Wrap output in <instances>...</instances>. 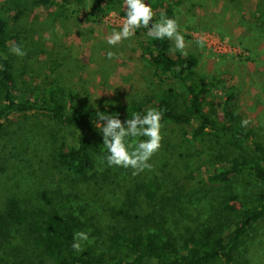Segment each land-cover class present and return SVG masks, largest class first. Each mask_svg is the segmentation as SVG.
Segmentation results:
<instances>
[{"label": "trees", "instance_id": "16d2710c", "mask_svg": "<svg viewBox=\"0 0 264 264\" xmlns=\"http://www.w3.org/2000/svg\"><path fill=\"white\" fill-rule=\"evenodd\" d=\"M4 2L10 8L20 4L22 7H19L18 12L24 18L31 17V11L40 8L48 10L50 16L60 22L77 16H88L89 21L92 18L94 22L107 7H124V0ZM146 2L151 4L156 13L154 21L159 19L161 12L173 17L170 11L165 10L169 1ZM175 3L178 8L184 2L177 0ZM246 5L241 12L232 13L228 22L232 24V29L234 25L244 31L242 39L237 40L239 45L254 35L256 43L259 42L258 57L263 60L264 0H253V3L246 2ZM139 31L147 39L144 60L151 68L150 73L142 72L140 78L145 82L153 79L158 83L170 80L175 82L174 86L147 94L138 103L125 107L90 100L84 102V96L78 92H72L64 98L63 89L57 85L45 87V94L38 90L33 92V96L27 97L17 93L13 72L15 54L10 51L15 35L0 12V141L15 134L4 130L5 122L10 125L12 116L46 115L52 125H35V145L44 152L47 157L45 164L48 169L55 171L57 178L54 182L50 171H45L44 177L50 176L53 183L47 189H31L34 190L37 203L32 199L28 206L22 208L11 196L8 198V201L11 200L8 213H0V248L5 244L12 248L8 264H140L145 260L154 264H248L239 259L238 254L249 230L264 219V142L250 126H240L241 120L245 118L235 111L236 99L232 93H226L221 103L222 119L216 113L211 115V112H206V98L214 85L207 76L198 72L197 56L190 53L184 56L178 52L172 56L170 49L173 48V41L154 40L147 36L146 29H138L136 34ZM149 107L163 112L162 125L183 128V137L191 148L196 143L206 148H192L193 151H187L186 155L182 153L181 157L185 155V159L191 157L197 162L216 157L221 159L228 147L240 149L236 157L226 159L227 155L224 156L225 166L206 172L204 181H201V189H207L202 195L206 205L202 207L201 215H209L194 228L185 226L181 235L174 233L176 228L173 224L177 222L169 221L164 211L163 215L160 214L162 217L156 219L153 217L155 211L141 214L136 213V210L131 211L126 205L119 204L117 207L106 203L104 208L108 221L101 224L97 219L103 208L96 206L101 200L99 196H104L106 183L111 185L116 181L110 173L114 166L111 168L103 159L107 150L103 147L96 112L99 110L113 116L118 113L119 118L126 121L133 112L143 114ZM212 112H216L213 107ZM221 138H226L228 144L210 149L209 152L206 141H218ZM24 139L26 145L30 143L27 146L32 147L30 141L33 138ZM163 145L168 149L172 143L163 142ZM203 154L207 157L203 158ZM183 162L185 169H191L187 160ZM29 168L32 169L31 166ZM100 175L103 181L99 179ZM242 178L263 184L252 203H243V207L239 205L242 197L237 191H245L241 185ZM125 184L123 187L119 185V188L130 189ZM156 185L160 189L159 183ZM137 188L147 189L146 197L153 199V184L147 183ZM85 225L90 226L88 229L93 238L96 235L98 238L91 243L84 242V250L78 253L72 248L73 237L76 232L83 231ZM17 238L20 242L14 245L11 241Z\"/></svg>", "mask_w": 264, "mask_h": 264}, {"label": "rangeland", "instance_id": "374dc122", "mask_svg": "<svg viewBox=\"0 0 264 264\" xmlns=\"http://www.w3.org/2000/svg\"><path fill=\"white\" fill-rule=\"evenodd\" d=\"M226 2L228 3V0ZM19 7L20 4L10 8L8 3L0 0V12L9 22L15 35L12 44L21 46L27 53L24 57L15 55L14 59V83L19 95L30 97L38 90L45 94V87L57 85L63 89L64 98L72 92H78L84 96V102L90 100L125 107L138 103L147 94L158 93L161 89L175 85V82L170 80L158 83L153 79L145 82L140 78L142 72L150 73L151 70L144 60L147 39L140 31L130 40H125L115 47L108 45L106 37L113 30H120L125 15L123 6L107 7L94 22L92 18L89 21L88 16H77L60 22L53 19L48 10L40 8L31 11V17L24 18L18 12L22 6ZM53 10L52 8L51 11ZM208 22L209 19H204L200 23L194 22L187 28H181L185 40L190 43L187 52L199 59L198 72L207 76L214 85L206 98L208 105L205 110L211 112V115L218 114L222 119L221 103L226 98V93H232L236 99L235 111L250 121L249 126L264 142V59L258 57L259 42L256 43V38L252 35L239 45V41L226 39L225 33L229 34L228 31L219 27L225 24L228 30H234L231 23H222V19L216 18L214 25H209ZM200 37L206 40L203 48L196 43ZM246 47L250 48L247 50ZM109 51L115 54L112 60L107 58ZM177 52H171V55L175 56ZM212 107L216 112H212ZM9 121L10 125L5 122L4 130L15 134L0 141V213H8L10 196L12 200L20 203L22 208L28 206L32 199L37 203L34 190L31 189H47L53 183L50 176L44 177L45 171H50L54 182L57 179L55 171L48 169L45 164L46 155L35 145V125L43 123L47 127L51 126L48 117L44 114L14 115ZM183 130L176 125H163L161 147L149 161L151 170L134 176L131 169L111 167V178L116 182H109L111 185L106 183L104 196H99L101 200L96 205L103 207L97 217L101 224L108 221L104 208L106 203L115 204L117 207L119 204L126 205L131 211L136 210V213L141 214L155 211L153 217L156 219H160V214L166 212L169 221L177 222L173 224L176 228L174 233L179 235L183 234L185 226L194 228L205 216L208 217L209 213L201 215V209L206 205V199L202 195L204 190H207L201 189V181H204L208 170L226 165L225 155L226 159L231 158L240 149L228 147L221 159L216 157L199 162L191 157L185 159L187 151L203 147L196 143L191 148L183 137ZM24 137L33 138V141H30L32 147L27 146L30 143L26 145ZM163 142H170L172 145L165 149ZM226 143V138L218 141L209 139L206 146L210 152V149H217ZM182 153L185 155L181 157ZM202 157L207 156L203 154ZM184 160L191 165V169L184 168ZM99 179L103 181L101 175ZM242 180L241 185L245 191H237L242 197L239 205L243 207L244 204L252 203L255 195L262 190L260 187L263 184L250 178ZM147 183L154 185L152 200L146 197L147 189L137 188L139 185L144 187ZM156 183H159L160 189ZM124 184L130 189H120ZM81 219L86 223L84 217ZM85 226L83 231L89 234L93 242L98 236L93 238L88 229L90 226ZM11 242L17 245L20 240L17 238ZM11 249L7 244L0 248V264H8ZM238 258L248 264H264V219L249 230ZM140 264L154 263L145 260Z\"/></svg>", "mask_w": 264, "mask_h": 264}, {"label": "clouds", "instance_id": "9594fccd", "mask_svg": "<svg viewBox=\"0 0 264 264\" xmlns=\"http://www.w3.org/2000/svg\"><path fill=\"white\" fill-rule=\"evenodd\" d=\"M124 12L120 30H113L106 37L108 45L115 47L125 40H130L138 29L143 28L147 30V36L154 40L173 41L174 47L170 49L171 52L178 51L181 55L187 56L190 43L181 33L178 18H170L165 12H161L159 19L154 21L156 13L146 0H124ZM196 43L203 48L206 40L200 37ZM10 51L18 57L27 55L17 44H12ZM114 56L112 51L107 53L109 60ZM162 118L163 112L155 107L147 108L143 114L133 112L131 118H127L126 121H122L118 113L113 116L97 110L96 119L100 122L98 126L103 137V147L107 150L103 159L106 160L107 165L131 169L134 176L145 170H151L152 165L149 161L159 151L163 139ZM249 124L248 119H243L240 126L247 128ZM141 137L146 139H138ZM84 242H92L89 234L84 231L76 232L73 237V250L82 252Z\"/></svg>", "mask_w": 264, "mask_h": 264}, {"label": "crops", "instance_id": "0c3cea01", "mask_svg": "<svg viewBox=\"0 0 264 264\" xmlns=\"http://www.w3.org/2000/svg\"><path fill=\"white\" fill-rule=\"evenodd\" d=\"M166 1H169V6H167L165 10L170 11L173 17L178 18L179 24L182 28H187L188 26L193 25L194 22L200 23V21L204 19H209V25H214L215 18L222 19V23L227 22L228 24V19L232 13H239L244 10V7L246 8L248 6L246 5V2L253 3V0H237L228 3L226 0H222L221 2H215L214 0H180L184 3L176 8L177 5L175 2H177V0ZM219 27H221L220 29L223 31H228L230 35L224 32L227 38H231L235 41H240L242 39L244 31L241 28L235 26L233 28L234 30H228V27H226L225 24H222Z\"/></svg>", "mask_w": 264, "mask_h": 264}]
</instances>
